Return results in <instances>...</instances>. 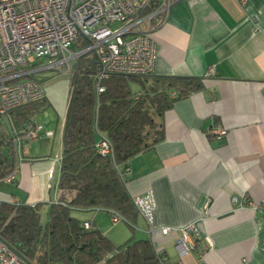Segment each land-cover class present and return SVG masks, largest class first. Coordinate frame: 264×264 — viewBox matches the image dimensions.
Segmentation results:
<instances>
[{"label":"crops","instance_id":"1","mask_svg":"<svg viewBox=\"0 0 264 264\" xmlns=\"http://www.w3.org/2000/svg\"><path fill=\"white\" fill-rule=\"evenodd\" d=\"M150 30L157 49L154 73L135 77L131 92L138 95L155 79L171 77L200 79L202 87L164 111L162 140L128 163L126 189L131 197L153 193L155 227L195 224V248L184 264H264V0H173L167 16L152 19ZM211 68L214 74L207 76ZM64 74L55 73L47 86L41 82L45 110H53L43 122L34 119L43 127L41 136L17 140L15 181L0 183L5 203L57 201L70 92V77L59 79ZM177 97L169 92V99ZM216 130L226 136L218 139ZM73 216L116 247L131 237L151 241L139 215L132 227L125 221L113 225L104 210ZM120 223L127 228H118ZM155 241L176 260L172 238L157 234Z\"/></svg>","mask_w":264,"mask_h":264},{"label":"trees","instance_id":"2","mask_svg":"<svg viewBox=\"0 0 264 264\" xmlns=\"http://www.w3.org/2000/svg\"><path fill=\"white\" fill-rule=\"evenodd\" d=\"M79 48L89 41L80 39ZM98 62L91 54L77 58L71 67L70 92L62 137L58 197L53 204L0 206V240L27 264H158L150 240L132 237L121 246L113 243L74 212H115L132 227L138 213L121 173L136 156L161 140V117L171 105L200 90L196 78H157L138 97L131 92L135 77L113 75L96 94ZM178 97L169 99V92ZM45 98L9 113L17 132L33 124L48 107ZM104 136L112 156L95 148ZM16 151L9 130L0 125V181L16 167ZM46 221L43 222L44 211ZM84 223L89 228H84Z\"/></svg>","mask_w":264,"mask_h":264},{"label":"built area","instance_id":"3","mask_svg":"<svg viewBox=\"0 0 264 264\" xmlns=\"http://www.w3.org/2000/svg\"><path fill=\"white\" fill-rule=\"evenodd\" d=\"M0 0V118L9 130L14 147L22 137L37 139L43 127L35 123L25 125L18 132L13 129L9 113L36 102L44 97L39 73L50 71L68 73L70 63L91 54L98 62L96 94L105 91L101 83L113 75L146 77L154 73L157 49L151 34V21L156 14L167 16L173 0ZM113 25H118L112 28ZM82 37L89 46L72 53L74 43ZM46 64L38 67V62ZM209 69L207 76H212ZM138 97V95H135ZM218 139L226 136L224 130L212 132ZM51 136L50 132L45 133ZM96 150L103 156H112L109 141L100 135ZM18 165L0 183L15 181ZM131 174L129 167L121 173L122 178ZM139 216L147 225L158 264H184V259L194 251L191 242L197 235L195 224L181 229L154 226L155 200L151 191L132 197ZM3 202L0 199V206ZM10 205H17L15 200ZM255 212L260 205L248 204ZM113 225L123 221L111 212ZM88 229L89 224L84 223ZM159 234L172 238L176 260L173 261L164 246L155 241ZM204 251H199V260ZM0 264H27L0 240Z\"/></svg>","mask_w":264,"mask_h":264},{"label":"rangeland","instance_id":"4","mask_svg":"<svg viewBox=\"0 0 264 264\" xmlns=\"http://www.w3.org/2000/svg\"><path fill=\"white\" fill-rule=\"evenodd\" d=\"M117 26H118V25H113L112 28L114 29V28H116ZM80 39H81V37H79L78 40L74 43V45H73V47H72V53H77L78 51H81L80 48H79V43H80V41H81ZM73 62H74V61H72V62L70 63V71H69V73H66V74L62 75V76L59 78L60 80H66L68 77H71V67H72ZM44 64H46V60H43L42 62H38V65H36V66H37V68H38V67H41V66L44 65ZM54 74H55V72L45 71V72L39 73V74L37 75V77H38V79L42 80L41 82H43V85H44V86H47L48 84H50V83L53 81ZM133 88L136 89V86L133 85ZM52 110H53V109L51 108L49 111H48V110H45L44 112L38 114V115L36 116V118H37V120H38L39 122H37V123H40V122L45 121V120H46L45 118H47V115H50V116H51V112H50V111H52ZM46 111H48L49 113H46ZM0 125H4V123H3V119H1V118H0ZM40 136H41V135H40ZM44 136H47V135L44 134ZM29 143H30V144H33L34 142H33V141H30ZM26 144H28V142L25 143V146H26ZM1 184H2V183H1ZM140 218L143 220V218H142L141 216H140ZM143 221H144V220H143ZM144 222H145V221H144ZM120 227H122V228H123V227H124V228H127L126 225H124L123 223H120V224L118 225V228H120ZM136 237H138L137 234H136Z\"/></svg>","mask_w":264,"mask_h":264},{"label":"water","instance_id":"5","mask_svg":"<svg viewBox=\"0 0 264 264\" xmlns=\"http://www.w3.org/2000/svg\"><path fill=\"white\" fill-rule=\"evenodd\" d=\"M10 248V247H9ZM11 249V248H10ZM11 251L15 254V255H17L19 258H21L25 263H27L21 256H19L13 249H11Z\"/></svg>","mask_w":264,"mask_h":264}]
</instances>
